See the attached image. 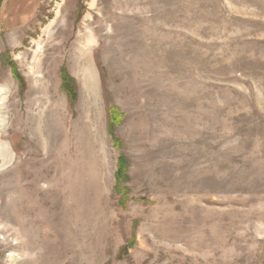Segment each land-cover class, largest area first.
Returning a JSON list of instances; mask_svg holds the SVG:
<instances>
[{
	"label": "rangeland",
	"instance_id": "374dc122",
	"mask_svg": "<svg viewBox=\"0 0 264 264\" xmlns=\"http://www.w3.org/2000/svg\"><path fill=\"white\" fill-rule=\"evenodd\" d=\"M0 264H264V0H1Z\"/></svg>",
	"mask_w": 264,
	"mask_h": 264
},
{
	"label": "trees",
	"instance_id": "16d2710c",
	"mask_svg": "<svg viewBox=\"0 0 264 264\" xmlns=\"http://www.w3.org/2000/svg\"><path fill=\"white\" fill-rule=\"evenodd\" d=\"M0 2H1V0H0ZM14 76H15V78H16L17 80L19 79V77H18L16 74H14ZM63 87L66 88L65 84H63ZM122 170H123V164H122L121 162H119V164H118V166H117V177H118V178H119V176H120V172H122Z\"/></svg>",
	"mask_w": 264,
	"mask_h": 264
}]
</instances>
